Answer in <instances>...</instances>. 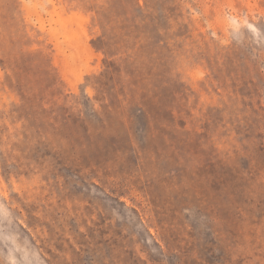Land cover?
<instances>
[{
  "label": "rangeland",
  "instance_id": "rangeland-1",
  "mask_svg": "<svg viewBox=\"0 0 264 264\" xmlns=\"http://www.w3.org/2000/svg\"><path fill=\"white\" fill-rule=\"evenodd\" d=\"M0 264H264V0H0Z\"/></svg>",
  "mask_w": 264,
  "mask_h": 264
}]
</instances>
